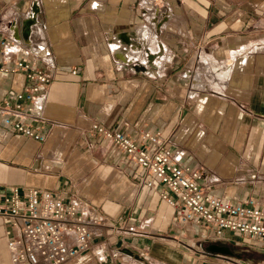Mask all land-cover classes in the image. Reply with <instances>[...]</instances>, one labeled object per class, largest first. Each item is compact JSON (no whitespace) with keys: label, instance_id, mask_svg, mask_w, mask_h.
Wrapping results in <instances>:
<instances>
[{"label":"crops","instance_id":"obj_1","mask_svg":"<svg viewBox=\"0 0 264 264\" xmlns=\"http://www.w3.org/2000/svg\"><path fill=\"white\" fill-rule=\"evenodd\" d=\"M13 30L0 67L25 60L51 79L36 95L42 142L0 125V186L47 190L103 220L67 264L264 263L260 239H205L191 222L177 225L162 186L146 187L145 172L90 129L138 143L157 132L180 163L201 169L203 192L260 199L264 0H0V40ZM23 85L21 71L0 70V101ZM5 242L0 227V264Z\"/></svg>","mask_w":264,"mask_h":264},{"label":"built area","instance_id":"obj_2","mask_svg":"<svg viewBox=\"0 0 264 264\" xmlns=\"http://www.w3.org/2000/svg\"><path fill=\"white\" fill-rule=\"evenodd\" d=\"M14 36L16 30L9 40H0L4 54L14 49ZM0 70L21 71L24 82L21 89L0 101V125L42 142L36 95L51 75L20 59L10 66L2 65ZM90 129L145 172L146 187L154 186V181L162 186L159 198L174 208L177 225L191 222L205 239L234 233L264 243V195L257 201L246 197L233 203L203 192L201 169L180 163L179 154L165 147L157 132L142 131L138 143L128 134L101 124L91 123ZM102 226L103 220L84 215L75 203L54 197L47 190L29 187L19 192L14 186L3 191L0 186V227H4L9 264H67L88 249L92 236Z\"/></svg>","mask_w":264,"mask_h":264},{"label":"water","instance_id":"obj_3","mask_svg":"<svg viewBox=\"0 0 264 264\" xmlns=\"http://www.w3.org/2000/svg\"><path fill=\"white\" fill-rule=\"evenodd\" d=\"M210 252H220L224 254H231V251L228 247L220 244V243H208L205 247Z\"/></svg>","mask_w":264,"mask_h":264},{"label":"rangeland","instance_id":"obj_4","mask_svg":"<svg viewBox=\"0 0 264 264\" xmlns=\"http://www.w3.org/2000/svg\"><path fill=\"white\" fill-rule=\"evenodd\" d=\"M240 241H241V242H240V243H241V246H245V243H243V241H242V240H240Z\"/></svg>","mask_w":264,"mask_h":264}]
</instances>
